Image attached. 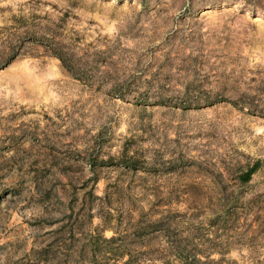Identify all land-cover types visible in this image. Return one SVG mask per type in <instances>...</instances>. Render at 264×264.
<instances>
[{"label":"rangeland","instance_id":"obj_1","mask_svg":"<svg viewBox=\"0 0 264 264\" xmlns=\"http://www.w3.org/2000/svg\"><path fill=\"white\" fill-rule=\"evenodd\" d=\"M123 261L264 264V0H0V264Z\"/></svg>","mask_w":264,"mask_h":264},{"label":"trees","instance_id":"obj_2","mask_svg":"<svg viewBox=\"0 0 264 264\" xmlns=\"http://www.w3.org/2000/svg\"><path fill=\"white\" fill-rule=\"evenodd\" d=\"M45 26H40L38 23L33 27H27L25 31H20L18 29L19 38L18 44L16 45L15 49H13V52L9 55L7 59H5L2 63V65L8 64L11 59H13L15 56H17L19 52V43L23 39H35L38 42L44 44V46L51 51L52 54H54L56 57L60 59V61L65 65L66 62V53L62 47L61 39L59 37H54L55 32V26L53 22L46 23ZM38 25V26H37ZM23 38V39H22ZM258 163H254L252 166H250L246 171H244L241 174V178L243 181H247L250 179L251 175L257 170ZM127 261H123L121 264H127ZM117 264V263H115Z\"/></svg>","mask_w":264,"mask_h":264}]
</instances>
